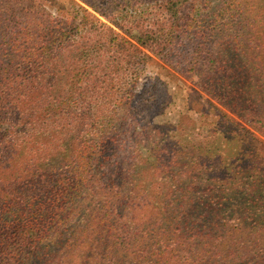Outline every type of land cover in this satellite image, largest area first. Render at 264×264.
Segmentation results:
<instances>
[{"label":"trees","instance_id":"trees-1","mask_svg":"<svg viewBox=\"0 0 264 264\" xmlns=\"http://www.w3.org/2000/svg\"><path fill=\"white\" fill-rule=\"evenodd\" d=\"M80 1L0 0V264H264V144L226 191L190 133L148 150L167 102L138 85L147 52L264 137V0H160L136 31Z\"/></svg>","mask_w":264,"mask_h":264},{"label":"rangeland","instance_id":"rangeland-1","mask_svg":"<svg viewBox=\"0 0 264 264\" xmlns=\"http://www.w3.org/2000/svg\"><path fill=\"white\" fill-rule=\"evenodd\" d=\"M22 1L28 2L30 0ZM96 1L97 5H100L101 13H104V16L97 15L99 20L113 27L110 22H115V17H117L119 18V25L124 27L123 31H128V29L136 31V25L146 26L147 19H149V16L146 15L147 12L150 13V16L154 15L160 2V0ZM80 5V0H57L56 6L47 7V9L54 17L66 18L67 14H71V16L77 17L78 20V17H81ZM120 34L125 35L123 32H120ZM146 55L151 59V62L141 76L138 84L139 88H148L149 92L158 88L161 101L167 102L164 109L154 117L153 123L160 126L162 131L151 140V143L147 146L148 150L152 149L153 145L164 137L175 136L180 138L186 133H190L189 138L196 146H205L209 143V150L212 151V154L221 157L222 163L216 165V168H213L210 172L226 175L225 177L229 175L227 183L222 186L226 187V191L233 192L232 188L238 185L234 181L236 179L235 169L241 164L250 166V163L260 164L262 162L260 150L263 147L262 143L264 144V137L250 126L238 122L230 114L228 115L237 121L239 125L236 128L234 123L221 119L222 112H228L218 100L210 97L211 95L207 93L200 78L194 72L190 74L174 72L168 66L162 64L158 57L147 52ZM157 80L158 83H155ZM190 127L192 129L189 131ZM217 130L222 131L223 134L217 133ZM215 163L217 164V161ZM211 183L213 184V182ZM215 185H212L211 188H218L216 186L219 185ZM243 199H245L243 195H240V198L237 199L239 206L242 208L239 210L238 207L239 211L236 213L233 212L234 207L232 205L235 203L234 201L231 203L221 199V202L226 203L227 206L221 218L227 219L229 223H233L237 217H240L243 221L249 219L251 214L248 215V208L243 209L244 202L241 203ZM256 216H258L256 219H264V216L262 218L259 213Z\"/></svg>","mask_w":264,"mask_h":264}]
</instances>
